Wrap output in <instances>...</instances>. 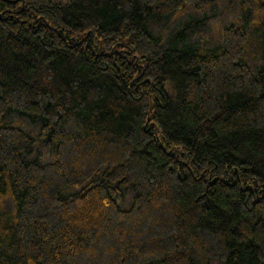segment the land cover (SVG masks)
<instances>
[{
	"label": "trees",
	"instance_id": "1",
	"mask_svg": "<svg viewBox=\"0 0 264 264\" xmlns=\"http://www.w3.org/2000/svg\"><path fill=\"white\" fill-rule=\"evenodd\" d=\"M0 264H264V0H0Z\"/></svg>",
	"mask_w": 264,
	"mask_h": 264
},
{
	"label": "rangeland",
	"instance_id": "2",
	"mask_svg": "<svg viewBox=\"0 0 264 264\" xmlns=\"http://www.w3.org/2000/svg\"><path fill=\"white\" fill-rule=\"evenodd\" d=\"M57 1H61V2H64V1H66V0H57Z\"/></svg>",
	"mask_w": 264,
	"mask_h": 264
}]
</instances>
